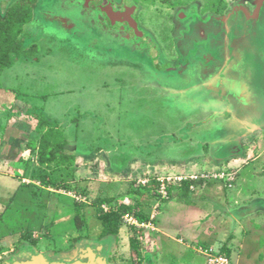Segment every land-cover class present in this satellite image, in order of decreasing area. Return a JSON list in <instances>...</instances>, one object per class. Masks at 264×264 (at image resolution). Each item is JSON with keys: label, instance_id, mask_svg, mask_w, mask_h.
I'll use <instances>...</instances> for the list:
<instances>
[{"label": "rangeland", "instance_id": "1", "mask_svg": "<svg viewBox=\"0 0 264 264\" xmlns=\"http://www.w3.org/2000/svg\"><path fill=\"white\" fill-rule=\"evenodd\" d=\"M17 1L0 0L2 16ZM71 1L38 0L36 22L27 27L32 38L26 41L28 48L37 45L31 57L36 62H17L1 74L0 84L21 93L20 98L36 108L33 114H28L30 119L38 112L43 113L61 124L77 145L78 122L83 117L86 131L103 137L92 143L110 149L118 157L110 163L105 153H101L95 165L73 169L47 166L28 169L25 162L19 163L13 173L32 177L30 185L36 191V205L43 208H31L33 201L25 191L17 210L1 223L2 243L27 244L28 251L33 253L67 259L87 244H103L108 247V264H207L205 256L197 251L198 246L192 248L189 240L187 243L179 240L188 237L179 227L185 226L190 212L177 205L176 197L182 192L178 178L187 180L193 176L199 182H216V189L227 195L242 190L247 198L256 192L246 206L253 210L264 205V178L255 177L264 176V0H227L219 6L217 0H171L179 6L176 8L163 0H150L140 12L141 25L150 38L141 48L96 26L82 8L71 6ZM194 7L198 18L191 13ZM180 14L181 21L177 18ZM156 65L159 67L154 69ZM167 66L168 70L163 71ZM172 68L178 70L170 72ZM203 78L212 83L194 88ZM164 80L167 89L169 84L173 91L180 87L181 99L177 102L161 89ZM194 96L200 102H191ZM10 107L5 109L6 121L12 119V110L16 109ZM241 107L246 108L240 110ZM20 110L15 112L20 114ZM206 122L207 126L201 127ZM184 125L186 128L182 129ZM27 127L25 132L32 131V126ZM160 131L168 135V158L174 155L179 132L183 131L184 145L189 142L194 147L185 148L182 155L188 158L195 154L198 161H182L173 167L169 160L165 172L159 167L161 164L149 166L135 161L129 166L125 157L143 158L148 137L151 134L158 137ZM36 136L35 139L39 137ZM91 139L89 135L84 138L85 142ZM31 160L34 162L35 157ZM171 168L176 171L170 172ZM8 173L11 174V168ZM223 174L240 176L235 190L226 191ZM148 178L162 183L164 179H172L169 187L174 198L164 201L162 211L155 206L164 195L160 193L159 197V192L155 193L156 186L145 182ZM48 179L67 182L72 191L52 188L48 196L36 185L45 187L44 181ZM7 187L10 190L12 185ZM25 196L29 199L24 203ZM7 197L8 193L0 191V205L10 202ZM109 197L136 206L138 214L154 216L159 229L172 235L163 237L161 246L152 235L153 226L140 224L142 234L138 238L142 248L136 254L131 249L135 233L130 227L137 222L131 216L123 219L118 237L100 241L101 215L111 208L105 205L99 209L93 202ZM75 199L87 202L86 226L81 231L74 221ZM230 201L235 214L239 208L234 206L233 199ZM49 202L55 203L50 219L42 215L37 219V212L46 210ZM214 202L221 204L218 200ZM257 218L249 222L260 223ZM231 222L230 232L237 229L238 221L231 219ZM28 227H34L33 231Z\"/></svg>", "mask_w": 264, "mask_h": 264}, {"label": "crops", "instance_id": "2", "mask_svg": "<svg viewBox=\"0 0 264 264\" xmlns=\"http://www.w3.org/2000/svg\"><path fill=\"white\" fill-rule=\"evenodd\" d=\"M35 13H36V9L34 11V19L29 24L30 26L34 25L36 22ZM29 25L26 26V30ZM123 40L134 45L133 44L134 41L131 42L130 37L127 39H123ZM135 46L137 45L135 44ZM138 47L141 48L142 46L138 45ZM31 59H34V57L29 58V59H22L19 61L20 62L21 61H27V62L34 61ZM158 67L159 65H156L154 69H157ZM167 68L168 66L165 69H162V68L161 69L163 71H167L168 70ZM169 70L170 72H174V71H177L178 68H172ZM205 79L207 78H203L200 82H197L196 85H194V88L199 87L200 84L205 85L206 83H212L210 80L206 81ZM217 80L221 81L219 80V77L217 78ZM164 81H165L164 86L162 85L161 89H164L166 91V95L171 96L174 99H176L174 100V102H177V100L181 99V96L179 95L181 91L180 87H178V89L173 91L172 89H170V84H169V88L167 89L168 84L166 80ZM20 95L21 93L20 94L16 93V90H13L11 87H7L3 84H0V191H3L4 193L6 192V195L8 193L9 197L7 198L8 199L10 198V202H8V199H7V202H8L7 204L0 205V227H1V223L4 221V218L8 214L15 212V210H17L18 208L17 203L19 202V200L21 199L25 191L29 192L30 198L33 201V206H31V208L35 206L37 208L39 207V205H36L37 204L36 203L37 197L35 194L36 191H33V188L30 185L32 181V177L28 175L25 176V174L22 173L23 171L20 172L22 174H20L19 176H17L16 173H13L14 170H16V166H20V164L24 162H25L24 166L27 167L28 169L44 167V165L40 161L39 149L33 150L31 148V144L33 142L39 144L40 137H41V134L38 132V129H37L39 122L36 119L35 115H34V118L32 117L31 119L28 116L29 113L33 114L36 108H32L29 103L25 102L23 99L20 98ZM33 95L34 94L31 93V96ZM191 102L197 103V102H200V100H198L197 96H194ZM9 105H11V107L13 108L16 107V109H21V110H20V114L15 112L16 109L12 110V113H11L12 119H10V121H6L4 119V116L8 114L7 113L5 114L6 112L5 109L8 108ZM245 108L246 107H241L240 110L245 109ZM248 110L249 108L247 109V111ZM25 117L30 120L29 121L26 120ZM8 118L9 117L7 116V119ZM82 118L83 117H80L79 120L81 119V121L78 122L79 137L77 139H78V142L80 143L79 144L80 146L77 145L78 143H73L71 141V137H70L71 134L69 132L64 131L71 150H73L75 153H81V154H85L89 156V159L87 158V161L81 160L80 166L95 165V163L99 161L98 157H99V154L101 153H105V155L109 159V162L111 160L113 161L114 157H118V156H115L116 155L115 152L113 153L110 149H107L111 151L110 153H108L109 151L104 150V146L102 145L98 146L97 143H92L95 138L98 141H101L103 137L102 136L100 137V134H97L94 132L92 133L91 131H88V130L86 131L85 120L84 119L82 120ZM181 120H184V118H182ZM27 126H32V131L29 130L28 132H25L24 128L27 129L28 128ZM206 126H207V122L206 124H203L201 127L205 128ZM181 128L185 129L186 125L182 126ZM62 129L64 130V128ZM160 133L162 134H160L158 137L157 136L152 137V134L148 137L147 139L148 147H147V150H145V154L143 155L144 156L143 158H140V157L138 158L137 157H131V158L127 157L126 158L125 157L124 160L129 164V166L131 163H134L135 161H141L142 163L148 164L149 166H159V164H161V166L159 167H161L162 171L165 172L167 171L166 169L167 167L165 166L169 162V160H171L172 162L171 164L173 165V167L179 166L182 161H187L188 163H195L198 161L197 158L196 160L194 159L195 154L189 155L188 158H185L182 155V152L184 151L185 148L189 150V149H192V147H194V146H191V144H188L189 142L187 143V145H184V142L186 141H184L181 138V135H184L183 131L179 132L180 136L179 138H177V143L175 144L176 148L174 150V155L168 158L166 154V149L168 148V143H167L168 135H166V131H160ZM34 134H36L39 137L35 139L34 137L36 135L34 136ZM204 134H206V132ZM88 135L92 137V139L88 142H85L84 138ZM93 135H96V136L93 138ZM204 140L207 141V138ZM108 142L109 140H106V143ZM153 142L155 143L153 144ZM153 151H155L156 153L151 154ZM33 156L35 157L34 162L31 160V157ZM3 166L7 167V169H4ZM9 168H11V174L8 173ZM47 171L49 172V170ZM169 171L173 172V171H176V169L171 168V170ZM233 177H234V180L232 182H230L228 179L226 180V178L221 177L222 179L226 180V191L235 190V187L238 183L240 176L236 177V175L233 174ZM255 177L256 179L264 178V176H260V177L255 176ZM153 179L154 178H148L145 180V182L148 183V185H153V181H154ZM182 179H185V180L182 181ZM155 180L156 182L160 184L157 192H159V194L164 193L162 194L164 195L162 196V199L156 201L157 204L155 206V209H157L158 206H160L161 207L160 209L162 211L163 205L165 203L164 201L169 202L174 198L173 196H171V191L170 192L168 191L170 181H172V179L171 178L164 179V183H162V181L160 180H157L156 178ZM178 180L180 181V186L183 183L190 184V192H189L188 197L184 196L182 192L180 194V197H176V200L178 203L177 205L183 206L184 208L188 209L190 212L186 215V219L188 220L184 222L185 226L179 227V229H181V231H184V233H186L188 236L185 239H179L182 243H187V240H189V242H191L192 244L191 245L192 248H194V246H198L199 249L197 248V251L205 256L207 264L211 256H224L229 260V264H264V217H263L264 216V205L261 207L258 206L254 208L253 210L249 209L246 206V203L253 196L256 195V192H253V194L250 195V197L244 198L242 190H239V191L235 190L233 191L234 193H232L231 195L225 194L224 190L222 191L217 190L215 186L216 182H212L211 184L199 182L198 180H196V178H193V176L188 178L187 180L185 177L178 178ZM7 184L12 185L10 190L7 187ZM36 185L42 190V192L46 191L48 196L51 195L50 193L52 191V188L42 187V186H39L38 184ZM58 191H62V190H58ZM109 198H112V197H109ZM28 199L29 198L27 196L24 203ZM231 199L235 201L234 206L239 208L238 212L240 214H237L238 212L237 213L235 212V214H233L234 212L231 211V207L233 208V204L230 203ZM214 200H218L221 204L214 202ZM117 201L118 200H116V202ZM83 202L87 204L86 201H83ZM243 203H245V205H242ZM49 204L50 205L46 208V210L41 211V213L37 212L36 214L37 219H38V215L40 216L42 215L43 217H48L50 219V212L52 209L55 210V207H54L55 203L52 204L49 202ZM220 206H222L221 209H220ZM28 207L26 211H28ZM39 208L42 210L43 207H39ZM160 215H161V212L159 213V217ZM200 216H202V218ZM128 217L131 218V216L126 215L124 216L123 219L125 218L127 219ZM257 217L260 219V223L251 224L250 220L255 221ZM150 218H151V222L147 224H141V225L145 227L148 224H151L153 226V231H154L153 232L154 234L152 235L154 236L155 240L158 241V244L162 246L163 237L167 238L171 236L172 234L168 230L162 231L161 229H159L158 224H157L158 222L154 221L155 220L154 216L151 215ZM49 219L47 221H49ZM231 219H234L235 221L237 220L238 223L236 222L237 229L235 231L232 230L230 232L229 230L231 229L229 228L228 230V224L232 223ZM171 221H172L171 223L173 224L174 220L172 219ZM51 222L55 223L52 220ZM136 222L137 224L134 223L132 225L139 227L140 224L138 223L137 220ZM39 223H40V220H38V224ZM85 223H86V220H85ZM248 224H251V225H248ZM33 228L34 227L32 228L28 227L27 229H29V231L30 230L33 231ZM3 238L4 236L0 235V239H1L0 240V263L2 264L12 263L13 261H15L16 258H19L27 254L28 252H31V251H28V248H27L30 245H27V244L17 245L14 243L12 245L10 244L6 246L4 242L2 243ZM22 238H24L23 233L20 237L21 241L23 240ZM21 241H18V243H21ZM223 247L227 248L229 255H226L225 253L223 254V251H222Z\"/></svg>", "mask_w": 264, "mask_h": 264}, {"label": "trees", "instance_id": "3", "mask_svg": "<svg viewBox=\"0 0 264 264\" xmlns=\"http://www.w3.org/2000/svg\"><path fill=\"white\" fill-rule=\"evenodd\" d=\"M217 6L221 4L216 1ZM38 4V0H18L10 8L7 9L2 16L0 13V77L5 70L11 69L15 63L22 59H29L37 51V46L26 47V41L31 38L27 32L26 26L34 19V11ZM38 120V132L41 134L39 144L32 143L33 150L39 149L40 161L44 166L49 168H66L73 169L81 165V160L87 161L89 156L81 153H75L69 147V142L65 136V132L56 121L48 119L43 113H36ZM82 161V163H83ZM153 185L156 186L155 193L160 186L153 179ZM44 186L54 188L55 190L72 191V187L67 182H57L53 179L44 181ZM182 194L188 197L190 192V184L183 183ZM170 187L168 191L170 192ZM159 197L160 194H157ZM94 206L101 209L105 205H109L111 210L101 215L103 231L100 241L103 239H111L118 237L123 225V218L126 215L133 216L139 224H147L151 222L150 215L147 213L138 214L136 206L125 203H117L114 198H107L97 202H93ZM87 204L82 200L74 201V221L78 230L85 227L84 213ZM130 229L135 233L131 239V249L136 253H140L142 244L140 242V233L142 229L137 226H131ZM223 254L229 255L227 248H222Z\"/></svg>", "mask_w": 264, "mask_h": 264}, {"label": "flooded vegetation", "instance_id": "4", "mask_svg": "<svg viewBox=\"0 0 264 264\" xmlns=\"http://www.w3.org/2000/svg\"><path fill=\"white\" fill-rule=\"evenodd\" d=\"M170 1L163 0L164 3L171 4L172 8L179 7ZM71 2H73L71 6L78 5L82 8L92 23H95L102 30L110 31L117 38L127 39L130 37L131 42L134 41V45H141L142 47L150 40L148 33L141 25L140 17L142 7L148 5L146 3L150 0H72ZM219 2H227V0H219ZM196 9V7L192 8L191 13L193 17L198 18ZM108 12L114 15L113 19ZM183 12L184 10L181 8L180 13ZM177 18L181 21V14Z\"/></svg>", "mask_w": 264, "mask_h": 264}, {"label": "water", "instance_id": "5", "mask_svg": "<svg viewBox=\"0 0 264 264\" xmlns=\"http://www.w3.org/2000/svg\"><path fill=\"white\" fill-rule=\"evenodd\" d=\"M108 13L111 19H113L114 15L112 13L110 14V12ZM107 251L108 247L106 245L87 244L75 256L68 259L65 257L28 252L16 258L12 263L7 264H108Z\"/></svg>", "mask_w": 264, "mask_h": 264}, {"label": "built area", "instance_id": "6", "mask_svg": "<svg viewBox=\"0 0 264 264\" xmlns=\"http://www.w3.org/2000/svg\"><path fill=\"white\" fill-rule=\"evenodd\" d=\"M221 177L226 178V180L228 179L230 182L234 180L233 174H223ZM208 264H229V260L224 256H211L209 258Z\"/></svg>", "mask_w": 264, "mask_h": 264}]
</instances>
